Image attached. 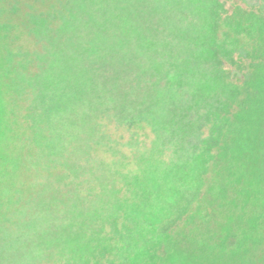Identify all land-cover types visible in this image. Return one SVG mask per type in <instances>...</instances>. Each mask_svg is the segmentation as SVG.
Listing matches in <instances>:
<instances>
[{"label":"trees","instance_id":"1","mask_svg":"<svg viewBox=\"0 0 264 264\" xmlns=\"http://www.w3.org/2000/svg\"><path fill=\"white\" fill-rule=\"evenodd\" d=\"M32 1L44 53H13L0 24L5 264H264V0ZM104 121L152 139L95 166L117 147Z\"/></svg>","mask_w":264,"mask_h":264},{"label":"rangeland","instance_id":"2","mask_svg":"<svg viewBox=\"0 0 264 264\" xmlns=\"http://www.w3.org/2000/svg\"><path fill=\"white\" fill-rule=\"evenodd\" d=\"M224 3V7L228 13L231 12L232 8L235 5L241 6V7H246V3H244L241 0H221ZM63 4L68 3L69 7L77 6L79 4L78 0H61ZM15 9V10H14ZM31 9H37V10H42L43 7L37 3L33 4L32 0H6L3 4H0V24L3 23H9L12 26V31L10 35L8 36L9 38V45L8 49L12 51L13 53H19L21 55L27 53L30 55V58L33 59V54L34 53H39L42 52L43 49L41 50V47L44 46L43 44L37 43L34 38L28 34L27 30L24 28V16L27 14L28 11ZM94 32V31H92ZM60 33V32H58ZM71 33L67 34H57L54 32L51 34V38L53 37V49H56L57 53L59 56H64L65 54L68 53V47H67V41L68 37H70ZM85 36L89 37L90 39L92 38L93 33L91 34H86ZM87 39V38H85ZM88 39V40H90ZM74 43L77 42V40L73 41ZM1 45V43H0ZM41 46V47H40ZM48 46V45H47ZM69 46V45H68ZM49 46L46 49V54L48 57H50V54L53 51ZM3 51H1V54ZM44 53V51H43ZM19 55L18 57H14L15 62H18L21 58L23 59L24 57H21ZM2 58V56H0ZM0 58V62H2ZM29 58V59H30ZM25 59V58H24ZM49 60V59H48ZM48 62V61H47ZM2 63H0V68H2ZM33 68V67H32ZM30 68V71L32 73L34 72L35 68ZM231 70V69H230ZM231 73H234V70H231ZM4 81V80H3ZM14 97V96H13ZM29 97V96H28ZM16 98V97H15ZM28 101H24L20 103V108L24 109L27 106ZM103 125V131L104 133L109 137V140L111 142H115V145L117 146L114 151H105L101 149H95L92 154H91V159L94 162V165L96 166L99 163H103L106 165H110L112 161L116 158H119V154L125 156L126 161L130 160V155H131V148L128 145L129 144V139L131 138V135L134 131V138L139 142V144H142V146L148 147L149 142L152 139V134L147 128H143L142 130H132L128 131L126 129L120 128L116 125H114L111 122H101ZM78 145V144H77ZM79 149V148H78ZM77 149V150H78ZM117 152V154H114ZM79 157V156H78ZM77 158V157H73ZM78 159V158H77ZM31 199L34 200L33 196H31ZM40 199L44 200L45 197H40ZM25 213V218L19 219L18 214L16 212H7V219L10 218L12 221H14V226H13V235H16V226H19V223L25 224L29 222L32 219V216L35 215L34 211H28ZM32 212V213H30ZM14 239L12 238V235L8 236H2L0 235V249H2L5 245H8L9 242H12ZM34 245L33 242L29 244V250H24L21 249L20 245L17 247V254L16 256L13 255V257L16 259V261H20L18 254H20V251H28L29 253H32L34 251ZM31 255V254H30ZM4 254L0 250V264H5L6 261L3 258ZM23 261V260H21ZM30 262V260H28ZM24 264V263H23ZM40 264H52L48 260H43V262H40Z\"/></svg>","mask_w":264,"mask_h":264}]
</instances>
